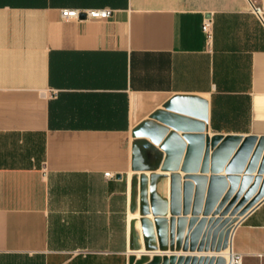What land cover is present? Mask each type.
<instances>
[{
    "label": "crops",
    "instance_id": "0c3cea01",
    "mask_svg": "<svg viewBox=\"0 0 264 264\" xmlns=\"http://www.w3.org/2000/svg\"><path fill=\"white\" fill-rule=\"evenodd\" d=\"M253 135L264 137V0H0V264L194 256L171 249L173 211L228 176ZM228 136L239 139L225 148ZM232 249L264 264V200Z\"/></svg>",
    "mask_w": 264,
    "mask_h": 264
},
{
    "label": "rangeland",
    "instance_id": "374dc122",
    "mask_svg": "<svg viewBox=\"0 0 264 264\" xmlns=\"http://www.w3.org/2000/svg\"><path fill=\"white\" fill-rule=\"evenodd\" d=\"M263 159L264 149L250 171L246 172L245 168L242 172L228 173L214 184L217 185L215 192L194 195V207L186 214L178 213L174 250L191 252L194 256H182L181 261L176 256V264H185L188 257L191 261L197 259L198 264L227 263L232 234L264 189Z\"/></svg>",
    "mask_w": 264,
    "mask_h": 264
},
{
    "label": "water",
    "instance_id": "95a60500",
    "mask_svg": "<svg viewBox=\"0 0 264 264\" xmlns=\"http://www.w3.org/2000/svg\"><path fill=\"white\" fill-rule=\"evenodd\" d=\"M81 18H86V15L84 13H82L80 15ZM222 139L221 136H218L215 139V143L220 141ZM239 139L238 137L235 136H228L225 138L224 141V146L225 148H229V145L232 143V141ZM259 138L257 136H248L244 139V141L242 142V144L240 145V147L237 149L235 155L231 158V160L227 163L226 167H225V171L227 173H234V172H242L243 170H245V168L247 169L246 172L250 171L259 161L260 155L262 153V150L264 149V137H260V140L258 142ZM234 147V144H233ZM264 162V159H263ZM223 167H219V170H221ZM223 177H213L210 181V192L209 195L212 194L213 192H215V188L217 187L216 184L217 182H220L221 179ZM191 196V195H190ZM190 196H189V200H190ZM264 200V189L261 192V195L251 204L250 208H249V212L252 211L256 206H258L262 201ZM190 209L189 205H187L186 209H184L183 213L186 214ZM248 212V213H249ZM173 213H182L180 210L177 211H173ZM247 213V214H248ZM246 214V215H247ZM173 221V225H172V234L174 235L175 232V219H172ZM146 222L148 223L147 226H145L146 228V233L148 234L150 231V221L146 220ZM236 229V228H235ZM235 231V230H234ZM234 234V232H233ZM233 234H232V239H233ZM149 235V234H148ZM150 236V235H149ZM231 239V241H232ZM176 247V245L174 244V241L171 242V249L174 250ZM180 246L178 245L177 248H179ZM160 248L162 250H166L168 248L167 243L165 242H161L160 244ZM150 249V247H148V250ZM149 259L148 255H143L141 259L137 260L135 264H143L144 262H146ZM159 258H155L153 263H148V264H155L156 260H158ZM177 257L175 255H173L172 257H164L163 259V263L162 264H176L177 262ZM183 260V257L180 258V261ZM197 259H193L191 261V258L188 257L185 260V264H198L199 261H196ZM202 261H200L201 263Z\"/></svg>",
    "mask_w": 264,
    "mask_h": 264
},
{
    "label": "built area",
    "instance_id": "2783aa9c",
    "mask_svg": "<svg viewBox=\"0 0 264 264\" xmlns=\"http://www.w3.org/2000/svg\"><path fill=\"white\" fill-rule=\"evenodd\" d=\"M259 10V9H258ZM84 13L87 18H107L112 15V11L109 9H88L85 11H80L77 9H65L64 15L67 17L75 18V19H81L80 15ZM214 19L212 16H209L205 19L202 30L206 35V38L209 43L212 42L214 38ZM226 264H242V255L239 253H236L232 249V254L229 255V259Z\"/></svg>",
    "mask_w": 264,
    "mask_h": 264
},
{
    "label": "bare ground",
    "instance_id": "6f19581e",
    "mask_svg": "<svg viewBox=\"0 0 264 264\" xmlns=\"http://www.w3.org/2000/svg\"><path fill=\"white\" fill-rule=\"evenodd\" d=\"M262 167H264L263 165H262ZM263 173V172H262ZM264 178V177H263ZM132 217H137V218H139L140 219V217H141V214L139 213V212H137V213H133L132 214ZM140 223V222H139ZM130 252H132V251H130ZM144 252V248H142V249H140V250H136V251H133L132 252V254H136L137 255V257H139L140 255H141V253H143ZM224 252V251H223ZM224 253H227V252H224ZM215 254V253H214ZM232 254V250H231V252H230V255ZM138 259V258H137ZM130 263L132 264L133 263V261L131 260L130 261Z\"/></svg>",
    "mask_w": 264,
    "mask_h": 264
}]
</instances>
